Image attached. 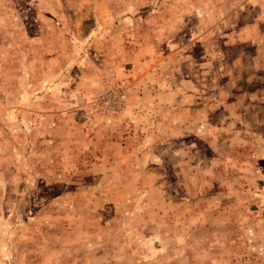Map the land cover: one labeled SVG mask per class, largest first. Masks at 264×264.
Returning <instances> with one entry per match:
<instances>
[{
  "label": "rangeland",
  "instance_id": "374dc122",
  "mask_svg": "<svg viewBox=\"0 0 264 264\" xmlns=\"http://www.w3.org/2000/svg\"><path fill=\"white\" fill-rule=\"evenodd\" d=\"M0 264H264V0H0Z\"/></svg>",
  "mask_w": 264,
  "mask_h": 264
}]
</instances>
